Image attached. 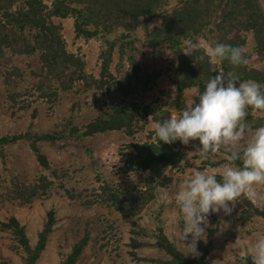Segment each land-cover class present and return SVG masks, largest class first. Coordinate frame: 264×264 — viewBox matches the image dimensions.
<instances>
[{"label": "rangeland", "instance_id": "rangeland-1", "mask_svg": "<svg viewBox=\"0 0 264 264\" xmlns=\"http://www.w3.org/2000/svg\"><path fill=\"white\" fill-rule=\"evenodd\" d=\"M44 1L46 4L50 2ZM258 3L264 8V0H258ZM22 5L21 0L12 6L0 1V25L6 24L8 40L13 38L17 41V44H9L2 50L0 48V137L29 132L31 136L50 134L56 139L37 143L39 152L48 163L47 169L38 164L29 142L19 141L0 148V223L15 217L25 227L29 244L34 247L47 213L54 212L53 231L35 264H60L85 234L86 245L74 264H158L155 262L157 259L170 258L154 245L158 228L178 251L185 254L182 244L175 238L182 224L174 193L197 165H201L205 171L219 173L225 162L209 166L198 159V154L194 152L195 143L181 145L179 150L183 157L179 167L165 168L161 177L154 182L155 186L158 185L154 197L138 211L132 207L131 212L135 213L125 217L127 208L123 214L117 210V206L103 193L102 187L109 186L116 190L120 198L144 191L146 173L126 170V159L133 154L127 145L153 141L156 122L151 116H137L132 121V136L119 130L80 137V134L71 135L67 128L71 123L81 131L99 113L112 107L121 108L128 101L141 106L155 104L160 109V116L165 113L169 115L168 118L178 116L192 98L194 101L198 98L195 97L197 89L193 87L186 89L177 102V93L169 75L173 52L168 47L158 49L135 42L132 47H127L138 64L136 74L132 72L126 56H120L114 50L109 70L115 81L109 83V88H103V92H100L96 83L87 85L75 79L73 83L66 84V78L61 81L58 78L70 77L74 67L61 74L64 67L58 64L59 68L53 72L56 65L50 67L42 60V49L38 45L33 48L34 34L24 30L21 38L11 35L18 34V28L10 16ZM5 14L11 15L6 18ZM215 20V16L212 17V22ZM50 21L56 33L53 37L58 36L64 50L81 58L85 62V72L99 80L100 54L106 49L104 41L100 38H76L73 18L52 17ZM158 24L159 21H155L152 25ZM227 24L223 28L208 27L204 32L206 38L196 36L195 49H187L183 45L179 48L192 58L195 50H205L215 37L226 34L227 38H233L239 35L246 41L242 51L246 55L247 65L264 69V46L259 49L260 53H256L252 34L242 25L227 32L224 30ZM0 41L2 45L3 40ZM152 73L158 74L154 86L144 91L143 76ZM133 85L134 93L130 95L129 88ZM39 88L56 90V96L42 98ZM250 113L254 118L264 116V111ZM252 124L258 127L263 123L252 120ZM252 130V127H248L245 138L239 144L222 145L209 158L223 160L230 150H240L249 141ZM33 185L39 188L46 185V190L40 189L39 195L29 202H25L26 198L14 197L15 191L22 186L27 190ZM165 193L168 194L167 199L164 198ZM255 193L252 198L243 197L254 207L264 210V185L255 186ZM137 202L134 205L140 206ZM244 209L245 204L239 198L229 216L220 213L209 215L206 232L208 234L212 228H216V231L213 235L214 247L206 257L208 264H251L249 249L259 236L264 235V218L253 216L241 222L239 219ZM133 239L142 245L132 247ZM23 257L24 253L17 246L12 233L0 227V264H24Z\"/></svg>", "mask_w": 264, "mask_h": 264}, {"label": "trees", "instance_id": "trees-1", "mask_svg": "<svg viewBox=\"0 0 264 264\" xmlns=\"http://www.w3.org/2000/svg\"><path fill=\"white\" fill-rule=\"evenodd\" d=\"M1 1V0H0ZM7 5H14L18 0H2ZM23 5L18 7L13 13L5 14V17H12L15 25L18 28V34H11L23 37V31H28L34 34L33 48L38 45L42 49V60H45L50 67L56 65L53 72L60 67H64L61 74L65 70L74 67V71L70 77H59L58 80L67 79L66 84L73 83L74 79L85 82L87 85L96 83L100 92L103 88H109V83H114L115 79L109 70V63L114 50L120 53V56L125 55L127 61L132 67V72H138V64L130 55L129 47H132L135 42H140L146 46H153L158 49L168 47L173 52L172 68L170 72L171 85L177 93V102L181 99L183 92L186 89L195 87L198 92L203 90L209 76H214L216 72L223 70L226 74L237 77V83L251 81L256 82L261 91H264V69L251 68L247 62L241 65L233 66L227 60L220 63L209 62L205 57L200 60L199 57L204 53L203 49H197L192 53V58L187 57L179 46L183 45L182 41L186 38L195 42L196 36L204 35L208 27L219 28L225 23L227 26L224 30L227 32L236 26L242 27L252 34L254 38V47L256 53H260L261 47L264 46V8L258 3V0H50L48 4L44 0H21ZM216 18L212 22V17ZM73 18L74 34L76 38H83L85 40L91 38H100L104 41L106 49L100 54L102 61L100 66V79H94L91 75L85 72V62L69 54L63 48V42L58 36L53 37L56 33L52 30L53 25L50 18ZM155 21H159L158 25H152ZM223 28V27H222ZM6 24L0 25V40H3L0 48L8 47L9 44H17V41L5 33ZM3 31V32H2ZM139 31L141 33H139ZM4 33V34H3ZM52 37V38H51ZM206 38V37H205ZM209 40V39H208ZM224 43L234 47H242L246 41L244 37L235 36L227 38L226 34L221 35L220 38L211 40L210 44ZM260 49V50H259ZM0 50V51H1ZM246 58V55L242 51ZM247 59V58H246ZM50 72V73H53ZM60 74V75H61ZM145 74L142 89L144 91L153 88L157 73ZM148 76V77H147ZM71 85V84H70ZM42 87V86H39ZM131 94L134 93V85L130 88ZM40 97L52 98L56 96V90L38 89ZM127 93V92H126ZM129 94V93H127ZM159 107L157 105H143L136 102H126L121 108L108 109L107 111L99 113L88 124L80 128L76 126L67 125L71 135H78L80 137H90L95 134L105 133L109 131L124 130L126 135L132 136L133 119L137 116L148 117L151 116L154 122H159L168 119V114L164 116L159 115ZM248 127L255 129L256 126L252 124V120L259 121L264 125V116L254 118L250 112H263L262 110L246 109ZM56 137L50 134H41L31 136L29 132L17 134L13 136L0 137V148L6 145L16 144L19 141L29 142V147L39 165L48 168V163L44 156L39 152L37 146L41 141H54ZM191 143H197L190 141ZM156 142V137L151 142H137L130 143L127 148L132 149L133 154H129L126 159V170L141 171L146 173L145 189L143 192H135L120 198L116 190L103 186V193L107 194L108 200L112 201L117 210L123 214L126 210V215L131 212V208L135 207L136 211L140 210L148 201L154 196L156 190L155 180L161 177L165 168H178L183 157L182 151L179 150L181 144L176 141L172 144H163ZM227 154V153H226ZM225 154V155H226ZM223 160H211L208 158L202 163L209 166H214ZM239 166V161L235 162ZM217 175V179H219ZM22 186L18 191H15L14 197L26 198L25 202H29L31 198L39 195V190H44L46 185ZM46 190V189H45ZM44 193V192H42ZM24 194L25 196H21ZM245 204V209L242 211V216L239 221L246 222L253 216H260L264 218V210L254 207L251 202L240 197ZM140 206L134 205L136 202ZM55 224L54 212L47 213L46 221L42 230L38 233L37 242L34 247L29 244V239L25 233V227L15 218H9L6 223L1 222L2 230H9L17 246L23 251V263L35 264L41 252L46 246L48 236L53 231ZM159 234L155 236L154 245L162 249L169 259H157L158 264H208L206 257L214 247L213 235L216 228L208 230L205 241L197 243V250L199 256H186L184 253L178 251L175 245L167 240L161 233L162 229L158 228ZM87 235L74 244L71 251L65 255L60 264H74L81 254L82 249L86 245ZM142 245L138 240L133 239L132 247Z\"/></svg>", "mask_w": 264, "mask_h": 264}, {"label": "clouds", "instance_id": "clouds-1", "mask_svg": "<svg viewBox=\"0 0 264 264\" xmlns=\"http://www.w3.org/2000/svg\"><path fill=\"white\" fill-rule=\"evenodd\" d=\"M182 44L187 49L196 48L188 38ZM205 57L212 63L225 60L233 66L246 63L239 47L224 43L208 45L199 59ZM236 81L237 77L223 70L209 76L203 90L195 96L198 100L192 98L178 116L154 124L157 144L179 141L188 145L195 141L194 152L200 161L207 160L222 145L239 144L248 131L246 109L264 111V91L256 82ZM225 160L219 173L197 165L174 193L182 224L175 238L186 256H199L197 243L206 240L209 215L229 216L241 196L252 198L256 195L255 186L264 185V125L253 129L249 141L240 150H230ZM164 198H168L167 193ZM249 256L251 264H264V235L251 244Z\"/></svg>", "mask_w": 264, "mask_h": 264}]
</instances>
